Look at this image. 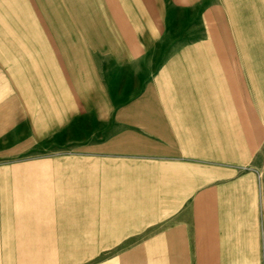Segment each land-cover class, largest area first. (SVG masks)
<instances>
[{"label": "crops", "instance_id": "obj_1", "mask_svg": "<svg viewBox=\"0 0 264 264\" xmlns=\"http://www.w3.org/2000/svg\"><path fill=\"white\" fill-rule=\"evenodd\" d=\"M0 264H264V0H0Z\"/></svg>", "mask_w": 264, "mask_h": 264}]
</instances>
